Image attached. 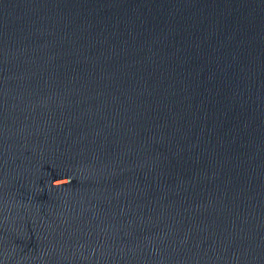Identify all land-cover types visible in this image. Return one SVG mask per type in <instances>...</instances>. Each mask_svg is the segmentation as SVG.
I'll list each match as a JSON object with an SVG mask.
<instances>
[{
	"label": "water",
	"instance_id": "water-1",
	"mask_svg": "<svg viewBox=\"0 0 264 264\" xmlns=\"http://www.w3.org/2000/svg\"><path fill=\"white\" fill-rule=\"evenodd\" d=\"M0 264H264V0H0Z\"/></svg>",
	"mask_w": 264,
	"mask_h": 264
}]
</instances>
